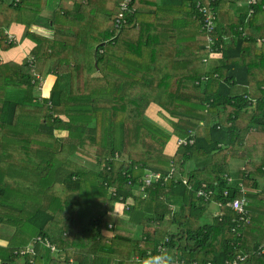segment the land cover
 Listing matches in <instances>:
<instances>
[{"label": "trees", "instance_id": "1", "mask_svg": "<svg viewBox=\"0 0 264 264\" xmlns=\"http://www.w3.org/2000/svg\"><path fill=\"white\" fill-rule=\"evenodd\" d=\"M28 1L0 0V44L7 43L4 18ZM121 1H56V23L73 30L63 56L80 52L83 63L56 66L44 97L24 65L27 93L14 101L3 95L1 123L14 124L0 132V264H17L23 251L26 264H158L161 245L174 250L169 264H231L238 256L264 264V218L236 228L228 206L245 197L264 214V0L253 14L243 0L216 1L215 56L199 0H158L153 13L133 0L136 14L118 26ZM105 96L112 101L99 99ZM152 104L168 114L171 129L148 115ZM191 136L193 144L168 152V142ZM68 142L72 156L63 153ZM14 147L24 155V181L10 180ZM77 152L94 167L77 163ZM202 187L213 191L208 202L197 194ZM29 201L36 211L26 209ZM107 213L136 229L120 231Z\"/></svg>", "mask_w": 264, "mask_h": 264}, {"label": "crops", "instance_id": "2", "mask_svg": "<svg viewBox=\"0 0 264 264\" xmlns=\"http://www.w3.org/2000/svg\"><path fill=\"white\" fill-rule=\"evenodd\" d=\"M56 1L58 0H29L27 3V7L28 9L35 10L37 13L36 15L30 17L28 15H22L19 11V14L15 18H4L6 26L3 33L9 32L13 36H15L18 39V44L12 45L4 42L0 44V64L3 62L8 63L4 66L0 65V109L2 103L5 101L3 96L5 94V91H7L8 100L12 101L16 99H22L23 95L27 93L26 85L23 84L22 80L20 79L27 76V69L24 67V65L32 70L28 65V59L30 55H37V58L40 55L41 57H43L44 55H49L53 58V60H55V62H57L61 58H65L61 55L63 49L61 41L63 39L73 38V30L64 26H60L56 23L57 17L52 14ZM95 5V3L92 4L93 8L95 7ZM29 22H32L31 25L29 27H26V24ZM27 32H29L30 35H27ZM2 46L9 47L3 49ZM67 58L73 61L74 64H81L83 63L84 55L80 52H74L73 56L70 55ZM56 66L58 65L53 64L46 66L43 69L42 73H40V75L43 74L46 77H44L46 80L50 77H56ZM21 110L24 111L23 108ZM25 119L26 117H23L24 121ZM158 123L160 126L165 127L162 121ZM11 124L12 125L3 124L0 120V132H11L14 122ZM251 165L252 164L248 163L247 167L249 168ZM262 181L263 183L261 185H264V179ZM217 205L220 206V204ZM214 211L216 214H219L218 208L215 207ZM117 212L121 213L123 211ZM121 217L124 216L110 215L108 218L112 219V221L117 222ZM237 219L238 216L235 220L236 228H239L243 224H246L245 222H238ZM129 230L132 231L131 225L129 227ZM0 245H6V242L0 240ZM24 256L25 255L22 254L19 255L20 259L18 260V262L20 264L26 263Z\"/></svg>", "mask_w": 264, "mask_h": 264}, {"label": "built area", "instance_id": "3", "mask_svg": "<svg viewBox=\"0 0 264 264\" xmlns=\"http://www.w3.org/2000/svg\"><path fill=\"white\" fill-rule=\"evenodd\" d=\"M192 1L189 0V6H192ZM216 1L217 0H207V4L203 3L201 0L197 1L195 8L198 10V12L201 14L202 17V29L206 34V47L209 50V53L211 56L219 55V47L216 46V38L214 37L215 27H216V18H217V12H216ZM245 6L249 8L250 14L254 13V6L257 4V0H243ZM137 12L136 4L133 0H122L120 2V13L117 17V25L120 26L122 24H125L127 22L126 15H134ZM4 37L3 40L6 41L9 44L17 45L18 39L10 34L9 32L3 33ZM216 46V47H215ZM37 57L32 54L30 55L28 59V65L31 69H33V66L36 64ZM207 78L204 76L201 81H205ZM35 81L38 85L37 91L39 92L40 97H44L46 94V87H47V80L39 74V76H35ZM192 138H182L179 140L178 145L179 146H188L193 144L194 142V136H191ZM175 169L173 168L167 176H165V181L173 179ZM154 175V173L147 174L146 181L148 184H151V177ZM157 179L161 178V174H156ZM233 180L229 178V182H232ZM185 183L187 181L184 180ZM264 188V185L261 186ZM240 191L242 193H245L244 187L241 185ZM198 196H200L203 201L208 202L210 201V198L213 194V191L208 187H202L198 191ZM227 194V192H225ZM228 205L236 212L238 219V222H245L249 223L254 214L253 212L248 208V200L245 197H240L237 199H234L230 202H228ZM39 242H42V239L40 237H36L34 239V244H37ZM47 245L54 250V247H51L50 242L46 241ZM33 252L34 249H31ZM25 255L26 252L23 251L21 253H18V255ZM160 261V258L157 259ZM26 264V263H25ZM231 264H250V261L247 260L246 256H238L236 259L232 261Z\"/></svg>", "mask_w": 264, "mask_h": 264}, {"label": "rangeland", "instance_id": "4", "mask_svg": "<svg viewBox=\"0 0 264 264\" xmlns=\"http://www.w3.org/2000/svg\"><path fill=\"white\" fill-rule=\"evenodd\" d=\"M157 2H158V0H142V3L145 6V8L148 9L151 13H153V12L158 11L159 9H161L162 5H161L160 8L156 9L155 11H152V10H154L156 8ZM19 9H20V12H21L22 15H28L29 12L31 11V9H28L27 4L21 5V7ZM32 11L34 12V15H35L36 14V11L35 10H32ZM142 11H144V10L142 9L141 12ZM179 44L182 45L183 42L182 41H179ZM61 45H64V39L61 41ZM61 55L63 56V53H61ZM67 59L68 58H61L60 60H58L57 62H55V60H53V58L51 56H49V55H44L43 57H41V55H40L39 58H38V60H37V63L33 66V69H32L33 76H39V74L42 73L43 69L46 66L53 65V64L59 65L60 63H63V62L68 61ZM22 79H20V80H22ZM48 79H47V82L49 81ZM106 91L108 93H110L107 87H106ZM99 99H105V100L112 101L111 99H109L106 96L104 98L103 97H99ZM147 113H148V115H151L158 122H161L162 121L163 124L165 125V128L171 129V127L169 125V121L167 120L168 114L161 107H159V106H157L155 104H152L149 107V110L147 111ZM60 133L61 134H59L58 132H56L55 133V136L56 137L64 136V135H62V134H64L63 132L60 131ZM24 139H27V136L26 135H20V137H19L18 140H19V142H22ZM180 139H182V138H179L178 137L175 141L168 142V145H169L168 152L174 151V148L176 146H179L178 145V142H179ZM47 142L49 144H51L50 141L47 140ZM67 144L64 147V150H63L64 152L63 153L64 154L70 153L69 155L72 156V149H71L70 143L68 142ZM12 149H13L12 150V153L14 154V158H13L12 161L8 162V164H14L15 165V177L16 178L13 179V178L10 177V180L11 181L12 180H14V181H16V180L24 181L25 179H24L23 175L21 174V164L25 163V160L23 159L24 155H23L22 149L19 148V147H14ZM254 149L256 150V149H260V148L257 146V147H254ZM250 155H249V157H251ZM27 157H28V159H29L32 167L33 168H36L38 166V162L36 160H34L29 154H27ZM73 159L77 163L80 162V163H82L84 165H87V166H90V167H94L93 166L94 160L93 159H89L86 156H83L81 154V152H79V153L77 152L76 154H74L73 155ZM89 160H92V162H90ZM255 161H259V158H257ZM252 166H253V164H252ZM5 176H7V175H4L3 177H5ZM147 185H149V184L146 181H144V186L142 187V189L145 186H147ZM18 191L21 192V193H24V190L21 189V188L18 189ZM252 202L253 203H256V202H258V199H253ZM25 207H26V209L28 211L34 212V211H36V209L38 207V204L36 202H34V201H29V202H27V204H26ZM250 210L253 212L254 218L256 217V219H259V220L262 219V218H264V214L261 215L260 213H256L253 210V207L252 206L250 207ZM98 215H100V214H98ZM106 215H108L107 217H109L111 214L110 213H107ZM251 224H253V223H251ZM130 225H131L132 229H134V230L136 229V224L133 221H130L126 217L125 218L124 217H121L117 221V225L116 226H117V228L120 231H125L126 229L129 230ZM254 225L255 224H253L252 226H254ZM261 230L264 231L263 228H261ZM232 231H234V230H232ZM40 243H43V242H39L38 244H40ZM50 245H51V247H54L51 243H50ZM51 250H52V248H51ZM158 250H159V253H160V255H158L157 258H156V259H159L160 258V261L158 262V264H161L163 262L171 263L173 261V259H174V250L173 249H167V248H165V246H162L161 245L158 248ZM52 251H56V248L54 250H52ZM150 261H153V258L152 257L150 258ZM17 264H20L18 262V260H17Z\"/></svg>", "mask_w": 264, "mask_h": 264}, {"label": "clouds", "instance_id": "5", "mask_svg": "<svg viewBox=\"0 0 264 264\" xmlns=\"http://www.w3.org/2000/svg\"><path fill=\"white\" fill-rule=\"evenodd\" d=\"M261 186H263V185H261Z\"/></svg>", "mask_w": 264, "mask_h": 264}, {"label": "bare ground", "instance_id": "6", "mask_svg": "<svg viewBox=\"0 0 264 264\" xmlns=\"http://www.w3.org/2000/svg\"><path fill=\"white\" fill-rule=\"evenodd\" d=\"M169 264V263H168Z\"/></svg>", "mask_w": 264, "mask_h": 264}]
</instances>
